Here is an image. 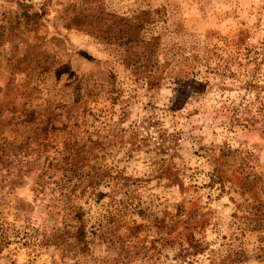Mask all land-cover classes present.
<instances>
[{"label": "rangeland", "instance_id": "rangeland-1", "mask_svg": "<svg viewBox=\"0 0 264 264\" xmlns=\"http://www.w3.org/2000/svg\"><path fill=\"white\" fill-rule=\"evenodd\" d=\"M83 1L0 0V264H264V0H100L154 87Z\"/></svg>", "mask_w": 264, "mask_h": 264}, {"label": "trees", "instance_id": "trees-1", "mask_svg": "<svg viewBox=\"0 0 264 264\" xmlns=\"http://www.w3.org/2000/svg\"><path fill=\"white\" fill-rule=\"evenodd\" d=\"M155 11L142 9L131 16L107 11L100 0H84L70 4L65 18L66 27H84L99 39H107L125 46V58L137 77H144L149 87L160 81L159 76L150 68L154 42L141 35L143 28L156 20ZM26 21L34 25L39 12H26ZM36 26V25H35ZM88 58L91 55L82 52ZM152 67V66H151ZM151 71V72H150Z\"/></svg>", "mask_w": 264, "mask_h": 264}]
</instances>
